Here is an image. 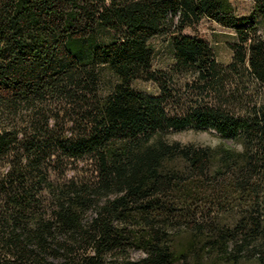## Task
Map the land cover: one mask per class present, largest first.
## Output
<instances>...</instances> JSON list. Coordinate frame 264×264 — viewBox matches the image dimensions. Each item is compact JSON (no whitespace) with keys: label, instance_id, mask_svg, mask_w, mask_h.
I'll use <instances>...</instances> for the list:
<instances>
[{"label":"trees","instance_id":"trees-1","mask_svg":"<svg viewBox=\"0 0 264 264\" xmlns=\"http://www.w3.org/2000/svg\"><path fill=\"white\" fill-rule=\"evenodd\" d=\"M253 1L0 0V264H264ZM203 19L236 33L230 64L184 33ZM187 129L233 145L169 140Z\"/></svg>","mask_w":264,"mask_h":264},{"label":"rangeland","instance_id":"rangeland-1","mask_svg":"<svg viewBox=\"0 0 264 264\" xmlns=\"http://www.w3.org/2000/svg\"><path fill=\"white\" fill-rule=\"evenodd\" d=\"M231 2L239 16L251 15L254 6L253 0H231ZM184 33L191 36H198L207 41L220 64L228 65L232 62L234 56L233 47L238 42L234 31L226 29L208 19H203L193 27L187 28ZM152 45L155 49V69L168 70L173 63L168 42L162 38H156L152 41ZM135 88L144 94L153 96L159 94L157 86L150 82L139 81L135 83ZM168 138L172 142L206 147H217L223 143L233 145L231 142H223L214 131L187 129L182 132H172ZM138 256H140L139 253L134 254V257Z\"/></svg>","mask_w":264,"mask_h":264}]
</instances>
